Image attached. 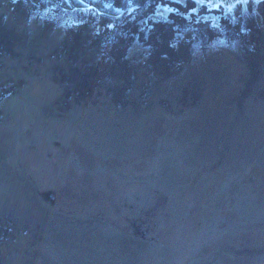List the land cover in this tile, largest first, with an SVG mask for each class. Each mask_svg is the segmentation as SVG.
<instances>
[{"label": "rangeland", "instance_id": "obj_1", "mask_svg": "<svg viewBox=\"0 0 264 264\" xmlns=\"http://www.w3.org/2000/svg\"><path fill=\"white\" fill-rule=\"evenodd\" d=\"M50 2L92 21L48 32L0 0L8 26L31 27L17 57L0 55V88L16 85L0 105V264H264V78L248 91L241 43L198 45L179 76L148 83L147 48L128 41L138 77L117 92L126 104L113 80L81 100L49 52L68 28L102 32L99 18L122 12L115 0Z\"/></svg>", "mask_w": 264, "mask_h": 264}, {"label": "trees", "instance_id": "obj_2", "mask_svg": "<svg viewBox=\"0 0 264 264\" xmlns=\"http://www.w3.org/2000/svg\"><path fill=\"white\" fill-rule=\"evenodd\" d=\"M248 1L246 5L238 3L227 11L223 6L209 8L208 3L198 4L196 0H186L185 3L173 0H115L114 5L122 14L117 18L106 15L99 18L106 27L104 31L92 33L84 26H72L65 30L48 57L64 60L66 65L56 68V80L79 99L84 100L87 94L96 92L113 80L112 97L116 104L122 106L126 104L125 97L117 92L121 87H125L123 91H126L131 87V79L134 82L138 77V70L128 55V41L147 48L145 72L148 83L153 78L161 81L179 76L181 67L195 57L198 45L202 48L222 41L241 43L251 61L250 77L246 80L251 92L254 83L264 78V47L261 48V41L264 46V2L256 3L257 12L263 19L262 26H259L251 12L253 3ZM8 7L17 16L15 19L35 16L40 28L48 32L56 30L55 24H70L77 19H86L88 24L92 21L90 14H83L81 9H62L50 0H16L15 3L10 0ZM161 7L170 9L166 19L156 17ZM6 18V15L0 14V55L17 57L18 48L29 38L31 27L27 23L23 31H19L14 24L8 26ZM111 24L114 28L110 27ZM185 30L192 32V39L179 38ZM109 38L113 41L111 47L107 46ZM95 46L100 47V57L84 55ZM14 88L16 85L0 88V105ZM69 92L66 91L67 96ZM254 92L257 98L264 100V85ZM198 96L201 97V94L193 96L192 105L197 104Z\"/></svg>", "mask_w": 264, "mask_h": 264}, {"label": "snow or ice", "instance_id": "obj_3", "mask_svg": "<svg viewBox=\"0 0 264 264\" xmlns=\"http://www.w3.org/2000/svg\"><path fill=\"white\" fill-rule=\"evenodd\" d=\"M15 2H16V0H13V3H15ZM80 2L83 3L84 0H80ZM196 2L198 4H201L203 2V0H196ZM222 2H223V0H220V2H217V3H212L211 0H210L208 6H209V8H219V7H221ZM238 2H239V0H238ZM244 2L246 3L247 0H244ZM256 2L257 3H260V2H264V0H256ZM110 6L111 5H106V7H110ZM169 11H170V9H169Z\"/></svg>", "mask_w": 264, "mask_h": 264}, {"label": "bare ground", "instance_id": "obj_4", "mask_svg": "<svg viewBox=\"0 0 264 264\" xmlns=\"http://www.w3.org/2000/svg\"><path fill=\"white\" fill-rule=\"evenodd\" d=\"M216 2H219L220 0H215ZM224 3H229L230 0H223Z\"/></svg>", "mask_w": 264, "mask_h": 264}]
</instances>
